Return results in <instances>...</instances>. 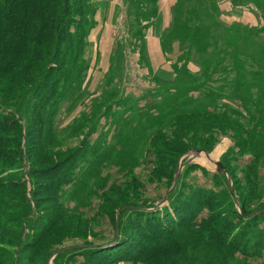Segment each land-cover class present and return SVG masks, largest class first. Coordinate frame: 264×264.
I'll list each match as a JSON object with an SVG mask.
<instances>
[{"label":"trees","instance_id":"obj_1","mask_svg":"<svg viewBox=\"0 0 264 264\" xmlns=\"http://www.w3.org/2000/svg\"><path fill=\"white\" fill-rule=\"evenodd\" d=\"M235 1L253 3L264 18V0ZM127 2L135 12L133 25L139 26L136 35L139 42H143L149 23L158 16V0ZM204 4L210 13L203 18L198 10ZM95 11L94 0H0V166L4 173L7 169L22 167V172L26 169V173L16 170L7 172V179L0 178V212L8 210L5 217L10 222L6 227V219L0 217V243L10 248L5 251L10 257L7 264H49L53 250H42L39 245L67 214L66 208L61 210L62 192L70 186L73 196H79L89 183L98 182L104 171L113 166L107 155L111 147L100 152L96 142L92 144L88 136L62 158L34 165L37 161L34 156L49 150L54 143V120L62 102L70 98L75 103L81 98L85 70L88 69L83 52L89 30L96 23ZM220 14L216 0H177L173 24L163 36L165 53H171L175 43L182 48L173 63L176 77L172 81L157 80L173 84L164 87L166 93L160 103L140 110L137 124L133 122L135 125L128 128L125 136L126 131L122 132L123 140L137 129L143 116L149 128L159 120L162 126L156 129L157 132L171 122L177 134L182 131L191 134L198 122L176 126L175 121L182 118L180 114L187 111V106L194 105L195 100L190 95L194 91L199 92L201 99L216 95L218 104H214L219 105L222 97L216 85L223 75L226 77L241 68L238 62L229 64L227 60L236 59L239 52L232 43H251L259 37L242 23L235 22L230 28L221 26ZM211 21L213 26H210ZM237 25L245 29L241 30ZM214 29L222 31L224 36L219 38ZM144 54L143 48V59ZM195 55L202 56L203 60L201 73L192 76L187 65ZM249 74L257 86L250 85L246 89L248 95L239 88L242 83H248L245 80L231 81L224 85L233 86L230 91L222 92L230 99L242 102L240 110L246 109L252 114L263 99L260 94H264V78L254 67ZM124 78L125 73L121 72V82ZM191 81L194 84H190ZM176 88V91L171 90ZM252 88H257L260 100L254 101ZM248 104L258 106L249 108ZM222 109L224 111L215 123L207 126L213 133L216 131L214 138L230 130L240 152L250 153L253 161L250 170L255 171L252 177L256 179L255 182L249 180L252 186H242V192L237 190L233 194L228 185V171L231 170L226 166L227 172L216 174L221 188L199 185H190L183 191L175 188L160 206L131 207V215L112 241L89 246L83 252L88 264L91 261L93 264L118 261L134 264H264L258 260L264 255V205L260 210L250 211L245 196L246 193L261 194L257 191V170L264 167V126L252 129L240 110L229 106ZM150 138L149 135L147 140ZM197 144L201 147L191 150L208 151L211 148L210 142ZM152 150L169 152L165 147H147L148 152ZM173 153L170 155L175 159L179 154ZM28 159H33L32 164L26 165ZM89 159L85 177L78 179L79 165ZM171 167L163 174L174 181L177 162ZM237 202L240 209L236 207ZM46 210L50 211L49 215L45 214L47 218L42 214Z\"/></svg>","mask_w":264,"mask_h":264},{"label":"rangeland","instance_id":"obj_2","mask_svg":"<svg viewBox=\"0 0 264 264\" xmlns=\"http://www.w3.org/2000/svg\"><path fill=\"white\" fill-rule=\"evenodd\" d=\"M94 1L96 3L99 0ZM107 3L109 4V0L102 3V7H105V9L102 8L101 11L104 10L105 14L110 13L108 12ZM199 5L201 4L199 3ZM110 7H114L115 12L112 22L114 23V20L119 21L121 27H119V30L117 29V32L115 31L114 35L105 33L97 36L98 32L95 31L92 34V44L87 41L89 38L87 37L83 57L87 60L88 69L85 70V80L80 92L81 98H78L75 103L70 98L62 102L54 120V143L49 147V150L34 156L37 160L34 165L47 164L62 158L88 136L92 144L96 142L100 152L111 147L107 155L110 156L113 166L110 170L104 171L98 182L89 183L79 196H73L70 186H67L62 192L60 198L61 210L66 208L67 214L56 223L39 245L42 250L46 248L50 252L53 250L49 258V264H86L87 258L83 255V252L89 246H98L112 241L118 230L123 227L131 215V207H142L145 204L160 206L167 201L168 194L175 188H177V191L187 190L190 185L221 188L216 181V174L223 171L227 172L226 166L232 172L228 171V179L230 177L228 185L233 194L237 190L238 192L242 190V186L251 187L249 180L256 181L252 177V173L255 171L250 170L253 162L251 155L249 152H240V149L235 145L231 131L222 132L217 135V138H214L215 135L213 134L216 131L213 133L212 128L210 131L207 125L212 124V122L215 123V120L224 111L222 108L229 106L240 110L239 108L243 107L242 102L232 100V97L231 99L227 97L228 94H223V90L226 89L229 92V89L233 87L224 85L233 80L248 81V83H242L239 86L240 90L248 95L246 89L250 85L257 86V83H254L252 76L249 74L253 67L257 72L263 73L264 78V18L261 12L257 10L253 13L252 19H245L249 22H232L226 15H223L224 10L220 9L221 26L230 28L235 22L242 23L251 28L245 27L246 29L259 34V37L251 43L237 45L232 43L239 52L237 51L236 59L228 58L227 60L229 64L234 61L238 62L241 68L237 72H231L226 77L223 75L216 85L219 95L222 97L218 106L215 105L218 104L216 95H209L201 99L199 92L194 91L190 94L195 100L194 105L187 106V111L180 114L182 118L180 120L176 119L175 125L186 124L190 121L198 122V127L195 126L191 134L186 131L177 134L175 127L171 126V122L157 132L156 129L162 126L159 120L149 128L144 122L146 117L143 116V120L138 124L137 129L133 130L131 134H128L129 137L123 140L121 138L123 136L122 132L126 131L125 136L128 128L135 125H132V123L137 124L140 119V110L142 112L147 106L160 103L163 99V93H166L164 87L173 83L164 84L158 82L155 78H150L146 73L141 74L142 65H140L139 59L136 61V58H140V55L143 56L136 35L139 26L132 27V34L130 41L128 39L126 51H124L125 47L122 44L117 47L112 44L113 39H116L126 29V16L131 14L135 17V12H133V8L131 5L129 6L127 0H123L119 5L117 3L113 4ZM200 7L199 14L203 18L208 16L210 11L206 8V4ZM97 12L96 7L94 20ZM223 16L225 17L223 18ZM96 25L97 20L89 31L92 32ZM210 26H213L212 21ZM236 27L240 26L237 25ZM243 27L241 26L240 29L244 30ZM214 32L219 38L224 36L220 30L214 29ZM105 36L107 37L105 38ZM98 43L102 44L104 51H95ZM100 53H102L101 58L97 59ZM91 55H93L94 61L90 57ZM125 55L128 58L127 70L129 74L134 71L132 73L134 78V81L131 82L132 85L120 80L121 72H124L123 60ZM201 60H203V57L199 55H195V58L190 60L187 65L190 75L197 76L201 73ZM190 84H194V82L191 81ZM144 88L145 90H143ZM171 90L176 91L177 88ZM251 93L254 96V101L260 100L257 88H252ZM260 96L263 99L259 102L260 107L256 113L249 114L246 109L240 110L244 117L250 121L248 126L252 129L257 126H264V94H260ZM205 102L212 103L204 105ZM196 104L199 106H195ZM256 106L258 105L251 106L248 104L249 108ZM205 108H208V111ZM227 115L230 114L227 113ZM149 135L151 138L147 140ZM209 142L211 148L207 151L209 152L208 155L202 152L196 155L194 160L187 161L194 154L192 152L194 150L191 149L201 147L197 143L208 144ZM149 146L165 147L169 152L167 150L148 152L147 147ZM172 152H174V155H179L173 159V156L170 155ZM32 161L33 159H28L26 165L32 164ZM89 162L90 159L83 161L81 166L79 165L78 179L85 177ZM176 162L177 168L173 181L170 176L167 177L163 173H167ZM218 162L222 163L225 170L220 168ZM178 167L181 169L178 180L174 183ZM16 170L26 173V169L22 172V167L7 169L4 173L0 166V172L2 171L0 178L5 177L7 179V172ZM257 174L259 177L257 191L261 194H245L250 211L260 210V207L264 205V167H260ZM25 178H28V176L26 175ZM236 186L237 188H235ZM234 199L238 201V199ZM236 207L241 208L239 202L236 203ZM49 212L46 210L42 214L44 216L45 214L49 215ZM7 213L8 210L1 211L0 217L6 219ZM4 223L6 227L10 224L7 219ZM262 225L264 226V224ZM9 249V247L0 243V261H2V264L10 262V257L5 252ZM258 260L264 261V255ZM89 263L93 264L92 261ZM111 264L134 263L118 261Z\"/></svg>","mask_w":264,"mask_h":264},{"label":"crops","instance_id":"obj_3","mask_svg":"<svg viewBox=\"0 0 264 264\" xmlns=\"http://www.w3.org/2000/svg\"><path fill=\"white\" fill-rule=\"evenodd\" d=\"M104 1L106 2V0H99L98 2L95 3L98 9L97 16L95 18V22L97 20V25L93 28L92 32L89 33L88 35L89 38L87 40L90 41L91 44L93 37L92 34L95 31L98 32L96 34L97 36L105 33L114 35L115 31L117 32L119 30V27H121L119 21L114 20V23L112 22V20L114 19L115 12H114V7H110V6L116 3L119 5L121 2H123V0H109V4L107 3L108 12H110L109 14H105L104 10L101 11L102 8L105 9V7H102L103 6L102 3ZM216 1L218 3L219 8L222 9V11L224 10L223 15H226V17L231 19L232 22L234 21L249 22V21H245V19H249V18L252 19L253 13L258 10V8L253 3H243V2H237L235 0H216ZM176 3L177 0H158V16L154 19V21H151L149 23L150 25L148 26V29L145 32L144 41L138 43L141 49L144 48V53H145L144 59L143 56L141 55L140 58L139 57L136 58V61H138L139 59V63L140 65H142L141 74L144 75V73H146L147 76H149L150 78H155V80L171 81L176 76V73L173 68V63L182 53L181 45L179 43H175L173 45L174 50L171 53H165L163 49V36L164 33L167 32L173 24L174 8ZM224 17L225 16H223V18ZM133 22H134V17L131 14H128L125 20L126 29H124V31L121 32L116 39H113L112 41L113 45H116L117 47L120 44H122L125 47L124 51H126V49L128 48L127 46L128 39L130 41V37L132 34L131 29L132 27H134ZM106 37L107 36H105V38ZM132 44L134 43L132 42ZM97 46H98L97 49L95 47V51H100V52L104 51V49H102L101 43H98ZM101 54L102 53H100L97 59L101 58L100 57ZM95 55L94 58L96 57ZM90 57L94 61L93 55H91ZM123 61H124V73H125V78L123 81H126V83H131L132 80L134 81L132 75L134 71L130 72L129 74L127 70L128 58L126 57V55ZM136 72H138V70H136Z\"/></svg>","mask_w":264,"mask_h":264},{"label":"water","instance_id":"obj_4","mask_svg":"<svg viewBox=\"0 0 264 264\" xmlns=\"http://www.w3.org/2000/svg\"><path fill=\"white\" fill-rule=\"evenodd\" d=\"M192 152L194 153L193 156H191L190 158H188L187 161H192V160H194V157H195L196 155H198V154H201L202 152L206 153L207 155L209 154V152H207L206 150H200V149H198V150H194V151H192ZM218 165L220 166V168H221L222 170H225L224 167H223V165H222V163L218 162ZM180 169H181V168L178 167V169H177V173H176V179H175V182H174V183H176L177 180H178V176H179V173H180ZM229 179H230V177H229Z\"/></svg>","mask_w":264,"mask_h":264}]
</instances>
